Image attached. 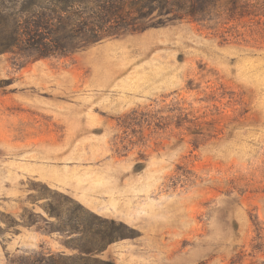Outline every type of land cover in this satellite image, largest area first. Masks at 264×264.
<instances>
[{"label":"rangeland","instance_id":"374dc122","mask_svg":"<svg viewBox=\"0 0 264 264\" xmlns=\"http://www.w3.org/2000/svg\"><path fill=\"white\" fill-rule=\"evenodd\" d=\"M30 47L0 54V264L76 255L100 227L132 235L106 264H264V0Z\"/></svg>","mask_w":264,"mask_h":264},{"label":"trees","instance_id":"16d2710c","mask_svg":"<svg viewBox=\"0 0 264 264\" xmlns=\"http://www.w3.org/2000/svg\"><path fill=\"white\" fill-rule=\"evenodd\" d=\"M23 1H27L26 6L17 11L10 5L14 0H0V54L21 51L27 45L37 50L39 58L73 54L105 38L149 28L157 20L188 18L203 21L212 7L222 0L79 2L84 6L77 5L76 0H60L52 8L45 5L46 0ZM47 9L50 13L40 12ZM133 21L136 22L130 23ZM74 215L73 227L67 231L72 234L80 232L76 221L78 215ZM119 225L133 230L123 223ZM131 236L123 230L103 231L100 227L98 232H86L84 243L73 240L66 244L68 248L78 250V254L42 255L37 264H106L95 255L105 251L108 244Z\"/></svg>","mask_w":264,"mask_h":264}]
</instances>
